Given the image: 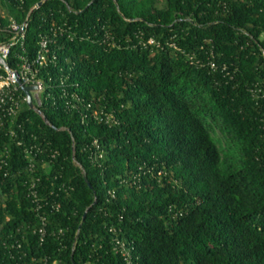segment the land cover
<instances>
[{
  "label": "trees",
  "instance_id": "1",
  "mask_svg": "<svg viewBox=\"0 0 264 264\" xmlns=\"http://www.w3.org/2000/svg\"><path fill=\"white\" fill-rule=\"evenodd\" d=\"M39 1L0 0L6 64L48 48L46 119L0 122V264H264V0Z\"/></svg>",
  "mask_w": 264,
  "mask_h": 264
},
{
  "label": "built area",
  "instance_id": "2",
  "mask_svg": "<svg viewBox=\"0 0 264 264\" xmlns=\"http://www.w3.org/2000/svg\"><path fill=\"white\" fill-rule=\"evenodd\" d=\"M23 27L24 24H21L15 21L13 18L9 19L8 28L12 32L11 40L8 43H0V58L6 59L8 54L9 45L16 40L23 38ZM151 42L152 39H149ZM41 48L38 50L37 55L32 60H27L23 58V61L18 69H11L17 72L18 77L21 82L26 85L34 86L30 89L31 100L30 103H27L26 95L20 94L18 92L19 85L15 82L14 78L10 75V72L5 70V74L0 72V122H2V116H13L22 102H26L29 108L34 109L37 113H39L43 119H46L38 108L40 105V95L39 91L42 88V82L39 78L36 77L38 72V66L46 64V51H47V42L45 38L41 39ZM1 67H4L2 63H0ZM5 69V68H4ZM39 110V111H38ZM94 116L97 117L98 113L94 111ZM102 120V116L99 117ZM106 121L110 120V116L107 115L105 118ZM46 121V120H45ZM31 150L29 149V168L33 167L32 157L30 156ZM101 155V153H99ZM31 187V186H30ZM30 194L35 197V191L30 190ZM39 231H42V228H39ZM116 244L120 245V253L124 256L125 264H133L130 260L129 253L127 249L123 246V243L119 240H116Z\"/></svg>",
  "mask_w": 264,
  "mask_h": 264
},
{
  "label": "water",
  "instance_id": "3",
  "mask_svg": "<svg viewBox=\"0 0 264 264\" xmlns=\"http://www.w3.org/2000/svg\"><path fill=\"white\" fill-rule=\"evenodd\" d=\"M42 0H40L39 2H37L34 6L39 5L41 3ZM0 63H2V65L4 66L5 70L10 72V75L14 78L15 82L19 85V87L21 88V90L24 92V94L26 95L27 98V103H30L31 100V93H30V89H32L34 86L32 85H26L24 83L21 82L20 78L17 75V72L14 70H11L10 67L6 64L5 60L3 58H0ZM39 111V110H38Z\"/></svg>",
  "mask_w": 264,
  "mask_h": 264
},
{
  "label": "rangeland",
  "instance_id": "4",
  "mask_svg": "<svg viewBox=\"0 0 264 264\" xmlns=\"http://www.w3.org/2000/svg\"><path fill=\"white\" fill-rule=\"evenodd\" d=\"M0 11H1V9H0ZM207 126L209 128L211 135L215 138V140H217L218 145H224L225 141H224V138L222 137L220 130L212 123H210V124L207 123Z\"/></svg>",
  "mask_w": 264,
  "mask_h": 264
}]
</instances>
